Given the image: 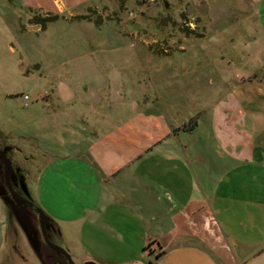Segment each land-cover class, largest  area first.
<instances>
[{
	"label": "rangeland",
	"instance_id": "obj_1",
	"mask_svg": "<svg viewBox=\"0 0 264 264\" xmlns=\"http://www.w3.org/2000/svg\"><path fill=\"white\" fill-rule=\"evenodd\" d=\"M43 1L0 0V147H8L5 155L12 166L8 179L14 191L25 188L31 200L38 195L36 170L31 166L44 162L38 155L28 157L27 151H36L22 132L35 130L36 136L47 137L43 128L53 121L45 122L38 111L43 103L45 108L50 102L56 104V74L60 93L72 85L79 96L73 104L85 99L87 106L101 110L99 123L124 130L133 141L143 143L150 134L147 110L159 96L160 107L201 105L207 116L214 115L221 122L236 108L243 110L252 123L244 130V137L251 139L249 152L264 151V91L255 90L257 85L245 75L255 68L264 74V39L256 31L239 30L256 24L247 15L249 5L244 1L166 0V6L162 0ZM254 4L264 25V1ZM244 35L254 43L249 44L250 38ZM24 94L29 95L27 107ZM236 101L246 105L236 106ZM95 116L93 122L99 121ZM252 117H261L260 123ZM200 123L201 130L210 124L206 119ZM1 129L11 135L2 134ZM59 131L66 140L67 130ZM74 139L83 146L82 132L69 135V142ZM12 141L15 149L11 143L6 145ZM0 186L4 187L2 173ZM6 205L10 219L3 252L12 245L14 264H25L24 232L14 216L21 208ZM25 210L27 224L37 232L35 213ZM49 226L47 222L45 232ZM77 227L73 235L67 227L63 235L56 236L55 229L48 238V243L66 250L73 264L90 255L84 227ZM144 251L142 262L149 264L154 257L147 254V247Z\"/></svg>",
	"mask_w": 264,
	"mask_h": 264
},
{
	"label": "crops",
	"instance_id": "obj_2",
	"mask_svg": "<svg viewBox=\"0 0 264 264\" xmlns=\"http://www.w3.org/2000/svg\"><path fill=\"white\" fill-rule=\"evenodd\" d=\"M240 1L249 5L247 15L256 24L243 21L248 26L239 30L256 31L264 39L254 4L264 0ZM245 37L254 43L251 36ZM245 75L255 82V90L264 91V74L257 68ZM59 81L56 74V104L49 99L51 109L43 103L38 111L39 118L53 121L43 128L47 137L36 136L35 130L22 136L36 151H27L28 157L38 155L44 162L31 166L39 189L33 204L44 212L58 237L67 227L72 235L77 226L84 227L86 250L97 259L88 255L80 264L89 258L100 264H144L148 243L147 254L154 257L149 264H264V151L249 152L251 139L244 137V130L252 123L243 110L236 108L221 122L207 116L201 105L160 107L157 96L147 110L150 134L143 143L138 138L139 143L124 130L99 123L101 110L87 106L83 97L80 104H73L78 91L68 85V91L60 93ZM240 103L246 105L234 104ZM92 114L99 121L93 122ZM191 117L196 118L195 126L183 128ZM252 118L260 123L261 117ZM204 119L210 124L201 130ZM57 128L67 130L66 140ZM79 131L85 138L83 146L77 139L69 142V135ZM36 138L41 140L38 144ZM10 143L15 149L13 141L6 145ZM3 190L0 264H14V247L9 245L5 253L2 248L10 219ZM115 213L120 216L114 217ZM23 235L27 241L23 237L27 251L23 263L48 264L47 251L55 254V264H66L57 250L41 243L37 232L30 239Z\"/></svg>",
	"mask_w": 264,
	"mask_h": 264
},
{
	"label": "water",
	"instance_id": "obj_3",
	"mask_svg": "<svg viewBox=\"0 0 264 264\" xmlns=\"http://www.w3.org/2000/svg\"><path fill=\"white\" fill-rule=\"evenodd\" d=\"M162 1L164 2V5L166 6L167 5L166 0H162ZM5 154L6 153H5L4 149L0 150V169L2 170L3 168L4 169L6 168L8 170L7 172L5 170L4 171L2 170V172H0V173H2V180H4V187H2V188H9L10 193L14 195L15 192L12 189V186L10 185V182L8 179V175H10V172L12 171V166L10 164V160L7 159V156ZM2 199L6 204L11 203V201L7 198L6 195H4V193L2 195ZM25 208L26 207H22L19 212L16 211L14 213V216L18 220L19 225L21 226L22 230L28 235V237L30 239V238H32V237H30V234L33 233L34 231H33L32 224L31 223L27 224L28 214L25 213L26 212ZM35 208H36V211L38 213L37 217H38L39 225L42 228V226L44 225V221L46 219V215L44 214V212L40 208H38V207H35ZM25 224H27V227H25ZM31 241H32V239H31ZM48 244L54 250H57L58 252H62L64 254L65 258L67 259L68 264H73L72 260L70 259L69 255L65 252V250H63L60 246L54 245L50 242ZM37 252L39 253V251H37ZM83 264H100V263H97L93 260L88 259V260H85L83 262Z\"/></svg>",
	"mask_w": 264,
	"mask_h": 264
},
{
	"label": "flooded vegetation",
	"instance_id": "obj_4",
	"mask_svg": "<svg viewBox=\"0 0 264 264\" xmlns=\"http://www.w3.org/2000/svg\"><path fill=\"white\" fill-rule=\"evenodd\" d=\"M3 171L5 170L4 168L2 169ZM4 181V180H3ZM13 189V188H12ZM20 192H18V191H14L15 193H14V195L13 194H11L10 193V191H9V188H4V190H3V193H4V195H6L7 196V198L11 201V203H10V205L11 204H16V206H20V208H22V207H27L29 210H31L32 212H34L35 213V215H36V218H37V222H38V217H37V215H38V213H37V211H36V209L34 208V206L36 207V205H35V203L33 204V201L31 200V199H29V196H28V194H24V191H22V189L20 188ZM31 198V197H30ZM25 201H27V202H25ZM29 202L32 204V205H29ZM12 206V205H11ZM17 208V207H16ZM47 219H45V221H44V225L42 226V228L40 227V225H39V222L37 223V227H38V231H37V233H38V237L40 238V240H41V243L46 247V248H50L51 250H54L49 244H48V238H49V234H52V233H55V229L54 228H52V226L50 227L49 226V228L47 229V231L45 232V230H44V226L47 224ZM48 230H50L49 232H48ZM47 239V240H46ZM56 251V250H55ZM60 253V256L64 259V261H65V263L66 264H68V262H67V259L65 258V256H64V254L62 253V252H59ZM54 255L55 254H52V253H49V254H47V252H46V259H48V260H50V263L52 264V263H56V259H54L53 260V258H54Z\"/></svg>",
	"mask_w": 264,
	"mask_h": 264
},
{
	"label": "trees",
	"instance_id": "obj_5",
	"mask_svg": "<svg viewBox=\"0 0 264 264\" xmlns=\"http://www.w3.org/2000/svg\"><path fill=\"white\" fill-rule=\"evenodd\" d=\"M195 124H196V118L195 117H191V118L188 119V121L186 123H184L183 128L191 129V128H193L195 126ZM3 149L5 150V153L8 151V147H6V146L0 147V150H3ZM7 159H9V157H7ZM5 171L7 172L8 170L5 168ZM25 202H27V201H25ZM29 205H32V204L29 202ZM34 208H35V206H34ZM147 245H149V243ZM147 245L144 247V249L147 247Z\"/></svg>",
	"mask_w": 264,
	"mask_h": 264
},
{
	"label": "built area",
	"instance_id": "obj_6",
	"mask_svg": "<svg viewBox=\"0 0 264 264\" xmlns=\"http://www.w3.org/2000/svg\"><path fill=\"white\" fill-rule=\"evenodd\" d=\"M27 99H28L27 94H24V95H23V105H24V106L27 105Z\"/></svg>",
	"mask_w": 264,
	"mask_h": 264
}]
</instances>
